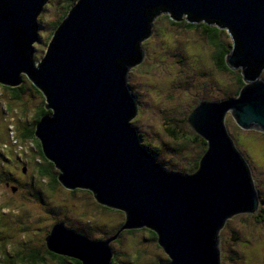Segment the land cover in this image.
Listing matches in <instances>:
<instances>
[{
  "label": "water",
  "instance_id": "95a60500",
  "mask_svg": "<svg viewBox=\"0 0 264 264\" xmlns=\"http://www.w3.org/2000/svg\"><path fill=\"white\" fill-rule=\"evenodd\" d=\"M48 1L0 0V84L19 85L21 73L30 78L52 110L35 136L58 182L89 190L101 205L123 211L124 222L114 236L92 240L57 221L45 235L47 249L82 264H111V240L148 228L168 256L159 264H221L218 231L260 205L226 115L243 130L264 133V0H77L36 61L31 47ZM161 13L227 29L233 44L226 64L240 70L235 97L201 101L187 116L206 143L193 173L157 162L131 125L137 100L127 73L144 59L142 42Z\"/></svg>",
  "mask_w": 264,
  "mask_h": 264
},
{
  "label": "rangeland",
  "instance_id": "374dc122",
  "mask_svg": "<svg viewBox=\"0 0 264 264\" xmlns=\"http://www.w3.org/2000/svg\"><path fill=\"white\" fill-rule=\"evenodd\" d=\"M65 4L66 0H49L44 6L38 18L39 41L34 45L36 61L44 57L47 43L50 42L51 24L58 20ZM152 25L149 37L142 42L144 59L127 73L128 85L137 100V113L131 122L142 140L147 139L154 146L163 148L160 162L164 161L171 165V170L185 174L192 169L193 160L202 151L201 146L199 143L173 139L165 129L164 121L171 119V125L191 136L190 132L194 131L186 122L183 123L184 117L191 112V106L199 101L234 97L237 88L235 73L240 75V71L222 73L215 69L210 60L212 49L209 40L201 31L176 27L163 15ZM219 38L229 46L226 33H220ZM25 93L23 99L28 105V119H31V106L39 104L40 100L39 97L37 100L34 96L31 98L27 90ZM0 102H4L1 94ZM17 106V103L8 100L6 105L0 107L4 124L20 121L15 110ZM226 125L236 147L250 166L258 195L261 192L264 196V133L239 128L230 112L226 115ZM8 131H4L5 137L9 135ZM6 143L8 147L0 148V152L7 157L18 155L23 160L29 158L25 151L19 150L12 138ZM20 146L26 148L27 144ZM9 148L10 153L6 152ZM26 177L30 179L28 173ZM23 180L28 181V178ZM46 185V180L36 178L32 188L21 183L19 194L12 195L3 183L0 184V264L9 263L15 245L20 242L26 244L29 240L28 246L31 248L44 243L42 238L49 233L48 229L55 221H63L69 230L68 227L81 229L92 240L111 236L124 222V213L105 210L106 206L98 202L95 204L91 193H74V190H67L61 184L62 188L56 186L47 189ZM32 191L38 196H31L29 193ZM255 215H233L218 231L221 264H264V221L256 219ZM132 230L108 243L113 256L117 255V264H155L166 260L168 256L157 242H151L150 230ZM19 247L17 250L24 252L22 246ZM14 264L22 263L16 261ZM43 264L53 263L46 260Z\"/></svg>",
  "mask_w": 264,
  "mask_h": 264
},
{
  "label": "trees",
  "instance_id": "16d2710c",
  "mask_svg": "<svg viewBox=\"0 0 264 264\" xmlns=\"http://www.w3.org/2000/svg\"><path fill=\"white\" fill-rule=\"evenodd\" d=\"M66 1H67V4L63 5L62 14L59 16L58 20L55 23L51 24V29H52L51 37H52L53 32H55L57 26L65 18V16L67 15L68 11L72 8V6L76 3L77 0H66ZM165 18L170 20L169 19L170 18L169 14H166ZM170 22L173 23L172 21H170ZM185 22H186V20H185ZM201 24L205 25V23H203V22ZM173 25H175V24L173 23ZM199 26H201V25H198L197 23H194V27L199 28ZM201 29H203V28H201ZM203 31L205 32L204 34H206V36H207V38L209 40L211 49H212L210 60L212 61L215 69L220 71V72H222V73H224L226 71H230L231 69H229L227 67L226 59H225V56L229 53V48L227 47V45L220 40L219 34H216L215 30L208 29L206 31L205 29H203ZM51 37H50V39H51ZM235 77H236L235 81L237 82V88H236V90H234V96H236L238 94V92H239V90H240V88L242 86L241 75H238V74L235 73ZM32 84H33V88H34L32 90L31 89L28 90V85H27L26 89H24V87H23V85L21 83L19 85H17V86H7V85H3L2 84V86L8 87V92H9L10 97L18 98V100L15 99L16 101H10V102L17 103L19 105V107L22 108L21 109V115L17 117L20 120L19 122L23 123V124H26V125H29V124L30 125L28 127L26 125H24L22 129H17V133L15 131V126H16L17 122L14 123V124L9 125V128L7 129V130H9L8 131L9 135L7 134V137L8 136L9 137L8 138L5 137L4 133L1 134L2 136H0V148H2V147H6L7 148L8 147V143H6V141L8 139L12 138L17 143V147L19 148V150H23V151H29L30 150L31 152H35L36 153L35 158H31L30 159L32 162L37 163L35 165V167H34L32 172L35 173L37 178H42V179L46 180L47 189H53L56 186L61 187L59 182H58V180H57V175H58L59 171L56 169V167L51 162L46 160V158L44 156V153H43V150H42L41 143H40L39 139L35 136V126H36L37 122L41 119V117L44 114H46V113L51 114L52 110L51 109H46L44 107L45 98H44L42 92L37 88V86L33 82H32ZM25 86H26V84H25ZM26 90H27V92L31 93V96H32L31 98H33V96H34L36 98V100H37V98L39 97V100H40L39 104H35L34 106H31V108H32L31 120H28V105H27L26 102H24V99H23L24 95L26 94L25 93ZM1 98L3 99L2 96H1ZM199 102H201V101H199ZM198 103H196L194 106H191V111L194 109V107L196 105H198ZM26 113H27V117H26ZM187 116H186V118L184 117L183 123L186 122L188 124ZM171 124H172L171 119L166 118V120L164 121V127H165L167 133L173 139H175L178 142L179 141L184 142L183 140H186V142H184V143H187V141H191V142H194L196 144L199 143L200 146H201V149H202L201 153L198 154V156L193 160L192 165H191L192 169H190L189 173H193V172L196 171V169L198 167V163H199L200 157L203 155V153H204V151L206 149V143L195 132L194 133L190 132L191 136H189V134L186 131L177 130ZM131 125L133 126L132 122H131ZM178 139H181V140H178ZM20 144L21 145H26L27 144L28 149L20 146ZM141 145L145 148V150L150 155L155 157L157 162H160L159 158L162 155L163 148H161L160 146L159 147L158 146H154L147 139H143L142 142H141ZM6 152L10 153L11 152L10 148L7 149ZM4 156H6V155H4ZM11 156H13V155H9L8 157L6 156L7 160H10L9 158H11ZM35 159H37L38 162ZM160 163L162 165H164L166 168H168L170 170L172 169L170 164L165 163L164 161L163 162L161 161ZM179 172H181V171H179ZM254 183H255V181H254ZM31 187H33V186L31 185ZM31 187H29V188H31ZM73 192L74 193L82 192V193H85V194H90L91 193L87 189H74ZM91 195H92V193H91ZM259 200H260V205H259V209H258L259 211L256 213V215L254 217L256 219H261V221H264V196H263V194H261V192L259 194ZM95 202H96L95 204H97L96 200H95ZM104 209L105 210H109V211H118V212H122L123 213V211L117 210V209H114V208L104 207ZM121 225L109 237L114 236L117 233V231L119 230V228L121 227ZM51 226L49 228H51ZM68 228H70L71 230L77 232L78 234H81V235H83L85 237H88V233L82 231L81 229H78L77 227H76L77 229L76 228H72V227H68ZM146 229H148V228H146ZM148 230H150V229H148ZM126 232L130 233V232H133V230H124V231L120 232L118 234V236L119 235L121 236V235H123ZM149 233H150L151 242L152 241L153 242L154 241L157 242V235L152 230H150ZM109 237L100 238V239H97V240H103V239H107ZM42 241H44V243L41 242V245L38 246V247H35V248L34 247L31 248L30 246H28L29 240L26 242V244H21V242H20L18 245H15V251L11 254V258H10V261H9L8 264H14L16 261H18V262H20L22 264H37V263L43 264L44 261L46 262V260L51 262V263H53V264H66V261H67V264H68V262H69V264H82V262L80 260H78L77 258H75V257H71V256L63 255V254H58L56 252L48 250L47 247H46V243H45V237L42 238ZM19 245L22 246V250L24 252L20 253L17 250V248H20ZM116 256L117 255L114 254V256L112 257V264H117L116 263ZM167 260H168V257L166 258V260H162V262H165ZM155 264H159V261H158V263H155Z\"/></svg>",
  "mask_w": 264,
  "mask_h": 264
},
{
  "label": "flooded vegetation",
  "instance_id": "af4514ba",
  "mask_svg": "<svg viewBox=\"0 0 264 264\" xmlns=\"http://www.w3.org/2000/svg\"><path fill=\"white\" fill-rule=\"evenodd\" d=\"M166 14L167 13L159 14L158 16L155 17L153 22L156 19L160 18V15L166 16ZM186 18H187V15H183L181 17V20L178 21V22L172 21L170 18H169L170 19L169 21H172L175 24L176 27H185V28H187L189 30H193V31L197 30L199 32L201 31L202 33H205L203 31V29H205L206 31L208 29L215 30L216 34H220L222 32L226 33V35H227V37L229 39V46H227V47L229 48V52H230L231 46L233 44V40L231 38V35L227 31V29H221L218 26H216L215 24L208 25L204 21L198 22L197 24L201 25V26H199V28H196V27H194V23L188 22L186 20ZM185 20H186L187 23L185 22ZM202 22L205 23V25L201 24ZM201 28H203V29H201ZM34 45L35 44H33V46L31 47V49L33 51H34V47H35ZM261 72H262V75H264V69H262ZM28 83H29L28 90L34 89L32 81L30 80V78H28L26 76V74H22L21 73V84L23 85L24 89H26V87H27V86H25V84H28ZM0 94L3 97V100H4V102H2V103L0 102V107H3V105H6L8 103V100H10V101H16L15 99L18 100V98L10 97L9 92H8V87L2 86V84H0ZM21 109L22 108H20L19 106H17L16 109H15L18 112V116L21 115ZM3 119H4L3 118V112H1V110H0L1 134H3L4 131L9 128V125L14 124V123L4 124L2 122ZM28 120H31V119H28ZM24 125H26V124H23V123H20L19 121H17L16 126H15L16 133H17V129H22ZM29 125H26V126L28 127ZM1 134H0V136H2ZM10 148H12V147L10 146ZM26 149H28V146L26 147ZM25 153L29 155V158H26L25 160L21 159V156H18V155H15V156L13 155V158L11 160H7L6 156H4L3 153L0 152V169H1V174H2V177L0 178V184L3 183L5 189L8 190L9 193L12 194V195L19 194V191H20L19 186L21 185V183L24 184V185H27V188L31 187V185L33 186L36 183L37 176L32 171H33V169H34V167H35V165L37 163H34V162H32L30 160L31 158H35L36 153L35 152H31L30 150L29 151H25ZM35 160L38 162L37 159H35ZM10 173H12L11 176L9 175ZM17 173H20V174L18 175ZM27 173H28V176H30V179H29V177H26ZM20 177H21V179H20ZM24 178H28V181H24L23 180ZM29 194L31 196H33V197L38 196V194H36L33 191L30 192ZM3 207H5V206L3 205ZM55 222H57V221H55ZM49 230H50V228L48 229V232H49Z\"/></svg>",
  "mask_w": 264,
  "mask_h": 264
},
{
  "label": "bare ground",
  "instance_id": "6f19581e",
  "mask_svg": "<svg viewBox=\"0 0 264 264\" xmlns=\"http://www.w3.org/2000/svg\"><path fill=\"white\" fill-rule=\"evenodd\" d=\"M53 34H54V32H53ZM53 34H52V37H53ZM52 37H51V39H52ZM51 39H50V41H51ZM49 44V43H48ZM235 97V96H234ZM230 98H232V97H230ZM226 99V98H225Z\"/></svg>",
  "mask_w": 264,
  "mask_h": 264
},
{
  "label": "clouds",
  "instance_id": "9594fccd",
  "mask_svg": "<svg viewBox=\"0 0 264 264\" xmlns=\"http://www.w3.org/2000/svg\"><path fill=\"white\" fill-rule=\"evenodd\" d=\"M143 44V43H142Z\"/></svg>",
  "mask_w": 264,
  "mask_h": 264
}]
</instances>
